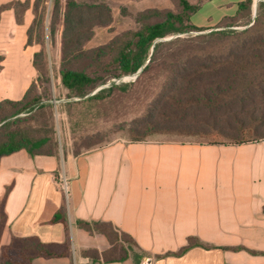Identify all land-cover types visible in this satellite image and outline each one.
<instances>
[{"label":"trees","instance_id":"16d2710c","mask_svg":"<svg viewBox=\"0 0 264 264\" xmlns=\"http://www.w3.org/2000/svg\"><path fill=\"white\" fill-rule=\"evenodd\" d=\"M100 1L51 0L50 9L49 0H34L32 4V0H13L0 5V23L6 11H13L16 22L24 24L27 11L32 10L28 46L41 45L46 32L54 36L58 24L63 23L60 81L69 97L82 99L68 102L64 107L70 110L78 105L104 102L131 87L152 86L151 98L130 128L136 142L156 134L193 137L198 143L210 145H241L264 139V0L257 4V17L251 26L254 0H246L238 4L234 16L220 22L217 27L220 30L196 35L194 33L211 29L191 22L192 16L209 0H199L197 4L178 0V12L170 9L140 12L136 16L137 30L124 32L104 46L85 50L84 44L92 39L94 29L113 21L112 9ZM239 26L246 28H234ZM184 34L187 36L163 41ZM43 58L41 50L34 53L32 60L39 78L44 77ZM5 59V54L0 52V74ZM105 68L112 70L103 72ZM136 74L135 82L124 85L112 82L110 88L91 94L107 82L108 77L121 79ZM35 83L34 80L20 100L0 101V159L20 150L32 157L60 153L54 124L46 131L32 125L41 114L53 123V105L41 103L42 99L34 95ZM249 103L255 105L254 113L250 110V120L239 117L235 120L234 107ZM34 105L38 106L34 114L20 115ZM63 152L67 154L64 149ZM80 154L79 151L73 153L74 156ZM0 214L4 219L2 207ZM58 219L56 216L55 220ZM76 225L91 235H104L110 243V248L103 252L82 251L83 257L94 263L109 264L133 256L135 262L141 264L144 251L131 235L111 222L80 220ZM195 246L210 248L190 237L178 253L169 254L180 256ZM231 249L264 255L244 247ZM61 255L35 238L14 240L3 248L0 264H33L37 257Z\"/></svg>","mask_w":264,"mask_h":264},{"label":"crops","instance_id":"0c3cea01","mask_svg":"<svg viewBox=\"0 0 264 264\" xmlns=\"http://www.w3.org/2000/svg\"><path fill=\"white\" fill-rule=\"evenodd\" d=\"M243 1L230 0L235 5L230 14L196 26L208 28L234 16ZM30 13L20 25L25 32ZM25 39L17 41L20 50ZM36 51L24 49L31 63ZM32 67L13 100H20L36 79ZM63 176L68 195L58 183ZM1 207L0 254L14 240L31 238L63 254L37 257L33 264H102L82 251L103 252L110 243L102 234L79 228L80 220L111 222L134 238L150 264H264V255L231 249L264 253V139L241 145L118 141L78 156L32 157L20 150L0 159ZM190 237L210 248L169 254L178 253ZM109 264L137 263L130 256Z\"/></svg>","mask_w":264,"mask_h":264},{"label":"rangeland","instance_id":"374dc122","mask_svg":"<svg viewBox=\"0 0 264 264\" xmlns=\"http://www.w3.org/2000/svg\"><path fill=\"white\" fill-rule=\"evenodd\" d=\"M11 1L13 0H0V5ZM33 1L34 0H32L31 4ZM177 1L178 0H101L100 2L106 3L112 9L113 21L109 25L96 27L92 39L84 44V49L92 50L99 46H104L124 32L137 30L138 24L136 23V16L145 10L170 9L174 12H178L179 7ZM188 1L192 4H197L199 2V0ZM259 2L260 1H258L257 4ZM255 3L253 4V20L249 24L250 26L257 17V12L255 17ZM50 7L51 0L48 2V8L50 9ZM234 7L235 5L232 6L230 0L206 1L202 5L200 11L192 16L191 22L195 26L198 25L199 22H216L221 17L230 14ZM29 13L33 20L32 10H29ZM3 16L5 17L3 21L1 20L2 23L0 25V52L4 53L6 57L4 61V68L6 71L0 76V101L5 98L12 99L15 90L24 87L23 85L28 81V76H30V73L33 71L31 55L28 52H24V49L28 46L25 27L20 26L22 24L16 22L13 11L5 13V15L3 14ZM12 18L14 22H12ZM219 24L220 23L208 27L211 28L210 30L194 33V35L208 33L218 29L220 30V28H217ZM234 28L244 29L246 26ZM63 31L64 25L60 22L54 36L47 31L43 43L41 45L35 44L32 46L37 50L36 52L41 50L44 51V62H42L44 77L39 78V75H37L35 79L36 91L34 95L42 99L41 103L53 105V123L49 120L48 116H43L41 114L32 121V125L35 126V128L38 127L46 131L47 129L50 130L52 128L51 125L54 124V129L56 130L60 143L61 153H64L63 149L66 153L71 154L76 151L85 153L118 141L136 142L130 128L134 123V119H137L138 116L142 114L154 89L152 86L131 87L127 92L124 93L119 91L110 98L108 97L104 102L78 105L70 110L68 107H64L68 102L80 101L82 99L78 97H69V92L62 86L60 81L59 71L63 60ZM185 36L187 35L172 36L163 41H170L173 38ZM20 37L26 38V43L24 46L22 45V50L17 46V41ZM14 45H16V47H14ZM111 70L112 68H105L103 72H111ZM101 74L102 76H106L105 73ZM136 78L135 75H128L121 79L108 77L107 82L99 86L95 91L99 88H110L112 82L117 85L129 84L135 82ZM95 91L91 94H95ZM257 97H259V95ZM256 102L260 103L261 101L256 100ZM39 105L40 104H38V106ZM34 106H31L20 115L28 117L30 114H34L38 107ZM254 109L255 105H251L250 103L246 106L234 107L237 113L235 120L239 117L240 119L249 121L250 110L254 113ZM144 141L197 142L198 140L193 137L175 134H156L147 137ZM256 141L260 140H253V142ZM1 255L2 252L0 258Z\"/></svg>","mask_w":264,"mask_h":264},{"label":"built area","instance_id":"2783aa9c","mask_svg":"<svg viewBox=\"0 0 264 264\" xmlns=\"http://www.w3.org/2000/svg\"><path fill=\"white\" fill-rule=\"evenodd\" d=\"M59 185L62 188V190L66 193V195H68L69 193V181L67 180V178L65 176L61 177L59 179Z\"/></svg>","mask_w":264,"mask_h":264},{"label":"water","instance_id":"95a60500","mask_svg":"<svg viewBox=\"0 0 264 264\" xmlns=\"http://www.w3.org/2000/svg\"><path fill=\"white\" fill-rule=\"evenodd\" d=\"M258 1H263V0H256V3H255V17H256V12H257V2ZM141 71V70H140ZM138 74H136L135 76L137 77ZM101 88H99L97 91H99ZM95 91V93L97 92ZM151 263V259H144L142 260L141 264H150Z\"/></svg>","mask_w":264,"mask_h":264}]
</instances>
